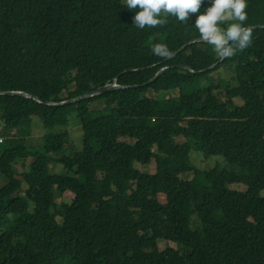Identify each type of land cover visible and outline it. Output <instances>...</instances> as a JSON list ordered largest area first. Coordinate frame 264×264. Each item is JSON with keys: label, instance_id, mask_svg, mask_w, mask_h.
Masks as SVG:
<instances>
[{"label": "trees", "instance_id": "16d2710c", "mask_svg": "<svg viewBox=\"0 0 264 264\" xmlns=\"http://www.w3.org/2000/svg\"><path fill=\"white\" fill-rule=\"evenodd\" d=\"M123 3L0 0V90L58 102L127 85L61 105L0 94V264H264V27L251 47L219 61L213 46L189 43L200 13L141 30L139 9ZM247 5V25L264 24V0ZM211 6L203 0L200 12ZM156 43L174 55H154ZM171 90L179 104L164 105ZM100 101L107 111L91 108ZM72 120L83 130L79 150ZM34 123L42 145L18 171L12 150ZM192 150L223 155L226 165L199 168ZM152 159L163 169L135 166ZM57 162L62 170L51 171ZM66 190L71 201H58Z\"/></svg>", "mask_w": 264, "mask_h": 264}, {"label": "clouds", "instance_id": "9594fccd", "mask_svg": "<svg viewBox=\"0 0 264 264\" xmlns=\"http://www.w3.org/2000/svg\"><path fill=\"white\" fill-rule=\"evenodd\" d=\"M202 3L203 0H124L123 4L130 10L139 9L133 17V23L141 30L165 26L168 14L186 23L190 14L200 13L195 23L199 38L213 46L220 59L231 58L251 47L254 27L247 25V0H212V6L204 13L200 12ZM224 25L228 26L225 28ZM151 51L161 59L174 55L163 43L153 44Z\"/></svg>", "mask_w": 264, "mask_h": 264}, {"label": "rangeland", "instance_id": "374dc122", "mask_svg": "<svg viewBox=\"0 0 264 264\" xmlns=\"http://www.w3.org/2000/svg\"><path fill=\"white\" fill-rule=\"evenodd\" d=\"M112 84L122 85V84H117L116 82H113ZM125 86H127V85H125ZM73 88H74L73 86H70L69 91L66 90V92L64 91L60 95L65 96L68 92H73ZM121 88H123V87H121ZM147 95L150 97H153L154 91L148 90ZM161 102L162 101H160V103ZM236 102L240 103L241 100L237 98ZM163 104L164 105L166 104L168 106H175V105L179 104V98H178L177 90H171V91L167 92V94L165 95ZM106 107L107 106H106V103L104 101H100L98 103H91V108L101 109L102 112L107 111ZM0 127H1V124H0ZM67 129L70 133V137L72 139V145H73L74 149H76V150L81 149V147H82V134H83L81 124L72 120V121H70L69 125L67 126ZM16 132H17V130L13 129L9 132L8 136H16ZM43 133H44V129L41 126V124L34 123V125L31 128V134L24 136L23 141L19 142L17 145L14 146V149L12 150L13 154L15 156L20 155V157L18 158L19 160L15 165L16 169L18 171H22V170L26 169V167H28V165L32 162L33 157L29 156L26 151L29 150L30 147H32V146L35 147V146H41L42 145ZM177 140H181V138H177ZM191 160L199 168H205V169H210L216 164H219L220 166H223V167H225V165H226V162H225L223 155H212V156L205 158V157H203L202 153L199 150H192L191 151ZM23 161H24L25 167H23L24 165L21 164V162H23ZM135 166L137 168H139L140 170L147 171V172H157V171L163 169L162 168L163 165L158 163L154 159H152L151 162L148 164H141L139 162H135ZM50 170L54 171V172L61 171L62 170V164L58 163V162L56 164L55 163L51 164ZM187 174L190 175L189 178L192 176V172H190V173L185 172V173L181 174V176L187 177L186 176ZM2 183H4V181L2 179H0V184H2ZM229 186L231 188L239 189L242 191L247 189V185H245L243 183H238V182L230 183ZM251 189H252V191H258L259 185L253 186ZM259 191L264 193V190H259ZM73 196H74V194L71 191L66 190L60 196L57 197V200L70 202L71 199L73 198ZM159 200L161 202L166 201V196L164 193H159ZM217 217L222 218L221 212L217 213ZM168 245L173 246V247H177V244L171 240L159 239V247L160 248H164Z\"/></svg>", "mask_w": 264, "mask_h": 264}, {"label": "water", "instance_id": "95a60500", "mask_svg": "<svg viewBox=\"0 0 264 264\" xmlns=\"http://www.w3.org/2000/svg\"><path fill=\"white\" fill-rule=\"evenodd\" d=\"M253 26L254 28H258V27H264V24H255V25H251ZM196 40H200V38H196V39H193L190 42L192 41H196ZM222 59H220L219 61H221ZM218 61V62H219ZM216 63L204 68L203 70H208L212 67L215 66ZM181 67L183 68H187L189 69L190 71L194 72V70L192 68H190L189 66H186V65H181ZM167 68V66H163L161 67L155 74L152 78L149 79L148 82H151V81H154L158 76H160L163 71ZM203 70H200V71H203ZM121 87H126L125 85H116V84H112V83H106L102 86H99L97 87L95 90L91 91V92H87V93H83V94H80V95H77L73 98H69V99H66V100H62V101H51V100H47V99H44V98H41L40 96L36 95V94H31V93H28L27 91H18V90H0V94H7V95H21V96H25V97H32L34 98L35 100L39 101V102H42V103H45V104H48V105H61V104H65V103H70V102H74V101H77V100H81V99H84V98H87V97H90L92 95H95V94H98V93H102L106 90H111V89H115V88H121Z\"/></svg>", "mask_w": 264, "mask_h": 264}]
</instances>
